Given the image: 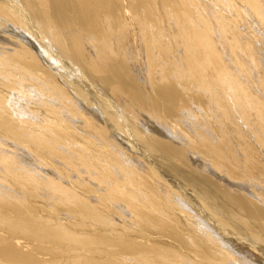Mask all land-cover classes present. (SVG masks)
Listing matches in <instances>:
<instances>
[{
	"label": "bare ground",
	"instance_id": "bare-ground-1",
	"mask_svg": "<svg viewBox=\"0 0 264 264\" xmlns=\"http://www.w3.org/2000/svg\"><path fill=\"white\" fill-rule=\"evenodd\" d=\"M0 264H264V0H0Z\"/></svg>",
	"mask_w": 264,
	"mask_h": 264
}]
</instances>
